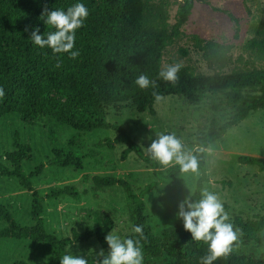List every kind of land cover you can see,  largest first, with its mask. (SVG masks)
I'll return each mask as SVG.
<instances>
[{
	"label": "trees",
	"instance_id": "1",
	"mask_svg": "<svg viewBox=\"0 0 264 264\" xmlns=\"http://www.w3.org/2000/svg\"><path fill=\"white\" fill-rule=\"evenodd\" d=\"M88 9V16L82 27L76 30L74 48L79 54L70 57L67 53H53L50 48H40L29 38L34 26L40 33L54 30L46 25L42 13L53 8L67 9L75 0H0V120L3 116L16 113L30 125L42 119H50L59 125L68 126L79 133L68 142V147H79L81 133L97 129H113L118 132L115 139H104L98 146L114 149L118 143L127 148L121 154V161L132 152L150 165L158 180L148 185L139 194H134L130 184L122 178L95 176L96 187H124L127 196L134 203V222L143 225V234L133 233L129 237L139 240L143 259L167 256V264H198L199 258L208 251L203 240L191 238L182 227L168 228L159 235H153L147 225L144 196L158 184H171L181 173L178 165L170 167L166 174L157 162L147 156L143 149L117 124L108 121L107 108L110 105L130 102L137 112L147 111L155 115L154 104L163 96H182L190 105H197L207 94H225L228 105L235 109L230 120L199 138L197 148L190 151L196 156L201 176L198 178L191 200H198L207 181L206 149L222 138L227 131L246 119L250 113L264 108V37L252 39L245 45L249 58L234 60L230 55L231 45L193 37L194 47L203 54L214 73H197L190 66H181L174 82L158 77L163 68L165 50L182 35V27L188 21L192 10L191 0H184L170 24L166 0H82ZM238 31V30H237ZM184 53H186L184 51ZM232 68L230 72L228 68ZM144 73L155 81V85L140 89L135 78ZM51 136L55 132L50 131ZM15 151L5 154L12 168L0 161V177L16 178L19 185L31 193L32 224L21 225L13 214L0 204V221L6 227L0 230V239H28L36 243H47L52 247V263L59 264V257L67 254V248L74 243H86L96 239L102 248L108 250L105 235L111 233L114 222L109 216L97 215V226L79 232L72 230L71 237L60 238L46 229L43 217L44 200H55L69 196L80 200V193L74 186L55 189L40 195L35 189L33 178L39 175L45 165L58 168L82 170L84 159L79 151L53 146V157L41 163L34 171L26 173L23 163L30 160L29 144H22L20 136L13 138ZM241 164L255 165L264 171V160L253 156H240ZM191 172V171H189ZM243 240L251 242L264 231V215L254 221L234 220ZM14 264H29L17 261ZM144 264V263H143ZM214 264H264V259L246 260L234 253L219 256Z\"/></svg>",
	"mask_w": 264,
	"mask_h": 264
},
{
	"label": "rangeland",
	"instance_id": "2",
	"mask_svg": "<svg viewBox=\"0 0 264 264\" xmlns=\"http://www.w3.org/2000/svg\"><path fill=\"white\" fill-rule=\"evenodd\" d=\"M168 22H176L178 9L184 0H166ZM192 10L188 21L182 27V35L169 46L163 56V67L179 63L190 66L195 72L204 75L214 73L193 44V37L212 40L224 45H231L230 55L234 60L239 57L249 58L245 45L252 39L264 37V0H191ZM238 30V31H237ZM184 51L186 53H184ZM264 66V61H258ZM231 67L227 69L231 71ZM155 115L137 112L130 103H118L107 108L108 121L125 130L144 153L158 133H174L190 151L197 148V141L216 126L230 120L235 109L228 105L225 94H207L197 105H190L182 96H163L156 99ZM50 131L55 132L51 136ZM20 136L22 144H29L32 149L30 160L23 163L26 173L34 171L41 163H47L53 157V146L68 148L89 155L84 159V168H58L45 165L42 172L33 178L35 189L45 195L55 189L74 186L80 193V200L61 196L55 200H44L43 217L46 229L58 237H71L72 230L84 232L97 226V215L109 216L114 222L111 233L122 239L133 234L134 203L127 196L124 187H96L95 176H113L125 179L134 194H139L148 185L156 182L150 165L132 152L121 161V154L127 148L118 143L114 149L98 146L104 139L113 140L118 132L113 129H97L90 133H81L79 147H68V142L79 132L50 119H42L30 125L21 120L16 113L3 116L0 120V161L12 168L6 161L5 154L15 151L13 138ZM206 151L207 181L204 188L217 194L228 214V221L237 233L231 250L246 260L264 259V231L257 240L246 242L240 229L234 224L237 217L244 221H254L264 215V171L258 166L241 164L240 156L259 157L264 160V108L254 111L230 128L227 133L210 144ZM159 165L163 174L176 165ZM201 171L185 172L177 176L171 184H158L144 196L147 225L153 235L163 230L183 228L182 220L176 217L178 204L185 197H191L196 188ZM0 204L4 205L21 225L32 224L31 193L24 190L16 178L0 177ZM7 225L0 221V230ZM184 229V228H183ZM103 249L96 239L86 243H74L67 248V253L80 255L88 264H100L98 255ZM52 247L47 243H36L28 239H0V264H14L26 261L29 264H53ZM167 256L147 257L144 264H167Z\"/></svg>",
	"mask_w": 264,
	"mask_h": 264
},
{
	"label": "clouds",
	"instance_id": "3",
	"mask_svg": "<svg viewBox=\"0 0 264 264\" xmlns=\"http://www.w3.org/2000/svg\"><path fill=\"white\" fill-rule=\"evenodd\" d=\"M88 16V9L82 0L67 9L53 8L42 13L46 25L54 30L47 34L40 33L39 27L34 26L28 39L40 48H50L53 53H67L70 57L78 56L74 48L76 30L82 27ZM181 65L168 64L159 72L158 77L164 81L174 82ZM135 85L146 89L155 85V81L144 73L135 78ZM4 89L0 87V97L4 96ZM147 152L162 165L175 163L181 172H195L198 169V160L195 155L188 152L180 139L174 133H158L147 147ZM176 217L182 220L183 228L190 233L191 238L203 240L208 245V251L199 258L198 264H214L221 255L231 250L232 242L237 239L233 225L228 221V214L223 203L213 191L204 188L198 200L185 197L178 204ZM133 233L143 234V225L133 224ZM108 253L104 255L103 249L98 253L102 257L100 264H143V253L139 240L133 237L121 238L118 234L108 233L104 237ZM59 264H88L85 257L62 254Z\"/></svg>",
	"mask_w": 264,
	"mask_h": 264
}]
</instances>
